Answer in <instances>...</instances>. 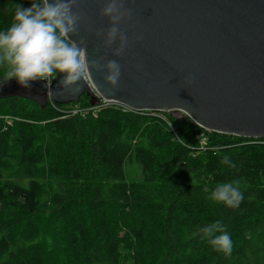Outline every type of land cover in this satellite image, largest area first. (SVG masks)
<instances>
[{
    "label": "trees",
    "instance_id": "obj_1",
    "mask_svg": "<svg viewBox=\"0 0 264 264\" xmlns=\"http://www.w3.org/2000/svg\"><path fill=\"white\" fill-rule=\"evenodd\" d=\"M32 2L0 0V30ZM90 108L85 95L43 110L0 100V264H264V139L186 115ZM225 182L242 192L237 207L208 199ZM215 221L231 255L202 239Z\"/></svg>",
    "mask_w": 264,
    "mask_h": 264
},
{
    "label": "water",
    "instance_id": "obj_2",
    "mask_svg": "<svg viewBox=\"0 0 264 264\" xmlns=\"http://www.w3.org/2000/svg\"><path fill=\"white\" fill-rule=\"evenodd\" d=\"M103 6L80 0L84 19L71 38H84L89 60L118 61L116 88L92 70L101 92L83 81L77 94L60 92L59 76L50 87L36 81L24 88L13 79L0 82V100H28L43 110L85 95L90 107L104 99L132 110L184 112L208 132L264 139V0H125L132 17L120 24L129 43L119 57L94 34L109 26Z\"/></svg>",
    "mask_w": 264,
    "mask_h": 264
},
{
    "label": "clouds",
    "instance_id": "obj_3",
    "mask_svg": "<svg viewBox=\"0 0 264 264\" xmlns=\"http://www.w3.org/2000/svg\"><path fill=\"white\" fill-rule=\"evenodd\" d=\"M80 0H33L28 7L17 5L13 21L0 30V68L4 69L3 82L15 80L20 86L30 88L32 82L50 81L60 77V92H80V81L97 91L92 70L104 72V83L116 88L121 66L117 60H105L104 56L89 60L84 38L79 36V25L84 15L78 10ZM125 0H104L100 16L107 18L108 27L95 30L97 38H103V47L112 49L113 56H121L129 39L120 28L122 22L132 17V10L124 7ZM141 37H136L140 40ZM102 61H104L102 63ZM101 92V91H100ZM222 163L231 167L228 157ZM208 199L226 207H237L243 199L242 192L234 182L218 184L208 194ZM202 239L212 248L231 255L233 241L223 230L220 221L208 223L201 230ZM220 233V234H217Z\"/></svg>",
    "mask_w": 264,
    "mask_h": 264
},
{
    "label": "rangeland",
    "instance_id": "obj_4",
    "mask_svg": "<svg viewBox=\"0 0 264 264\" xmlns=\"http://www.w3.org/2000/svg\"><path fill=\"white\" fill-rule=\"evenodd\" d=\"M152 112H155L154 114L158 115V117L162 118V119L166 118V115H164L163 113L168 114V112L163 111V110L162 111L153 110ZM183 113H176L177 116L179 118H181V120H182V118H184V115H186L185 113L184 114ZM146 114L148 115V113H146ZM126 174H127L129 180H139L140 179V170H139V167L135 163H131L130 165H127ZM60 219H61V217H60ZM60 219H58L60 231L62 233H64L67 230L68 223L62 222Z\"/></svg>",
    "mask_w": 264,
    "mask_h": 264
},
{
    "label": "built area",
    "instance_id": "obj_5",
    "mask_svg": "<svg viewBox=\"0 0 264 264\" xmlns=\"http://www.w3.org/2000/svg\"><path fill=\"white\" fill-rule=\"evenodd\" d=\"M103 106H114V107L120 108L123 112L130 111V112H134V113H144L145 114V112L147 111V110H132V109L125 107L124 105H122L118 102H115L112 100H104V99L100 100V103L97 107H91L90 109H97V108L103 107ZM73 112L79 113L81 111L80 110H74Z\"/></svg>",
    "mask_w": 264,
    "mask_h": 264
}]
</instances>
